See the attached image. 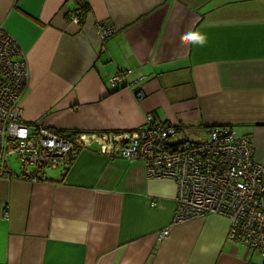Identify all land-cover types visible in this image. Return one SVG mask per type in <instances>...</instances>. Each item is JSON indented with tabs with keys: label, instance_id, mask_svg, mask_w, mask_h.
Returning a JSON list of instances; mask_svg holds the SVG:
<instances>
[{
	"label": "crops",
	"instance_id": "crops-1",
	"mask_svg": "<svg viewBox=\"0 0 264 264\" xmlns=\"http://www.w3.org/2000/svg\"><path fill=\"white\" fill-rule=\"evenodd\" d=\"M86 3L80 27L77 0H0V26L27 67L26 122L74 137L130 132L152 113L178 125L175 141L226 126L249 137L264 165V0ZM98 26L115 31L101 40ZM197 31L205 44L186 38ZM10 169L0 176V264H264L227 240L223 215L172 223L174 180L96 143L44 168V180Z\"/></svg>",
	"mask_w": 264,
	"mask_h": 264
},
{
	"label": "built area",
	"instance_id": "built-area-1",
	"mask_svg": "<svg viewBox=\"0 0 264 264\" xmlns=\"http://www.w3.org/2000/svg\"><path fill=\"white\" fill-rule=\"evenodd\" d=\"M83 2L85 0H77ZM78 22V17L73 16ZM113 28H101V40ZM27 67L17 41L0 26V176L10 175L9 159L19 163L21 176L44 180V168L68 165L92 143L101 152L140 160L152 178H171L176 185L172 223L220 214L228 218L226 238L257 252L264 263V165L255 160L249 137L226 126H213L199 140H174L177 124L145 116L130 132L77 133L66 136L42 120L26 122L19 105ZM124 72L109 78L115 87ZM7 215V212H4ZM161 229L158 239L168 236Z\"/></svg>",
	"mask_w": 264,
	"mask_h": 264
},
{
	"label": "trees",
	"instance_id": "trees-1",
	"mask_svg": "<svg viewBox=\"0 0 264 264\" xmlns=\"http://www.w3.org/2000/svg\"><path fill=\"white\" fill-rule=\"evenodd\" d=\"M89 10L90 9H89L88 4L86 3V0L83 2L78 1V7L75 10L74 14L78 17L77 23L79 24L80 27L83 26L84 21H85V17L88 14ZM58 132H60V131H58ZM60 133H62V132H60Z\"/></svg>",
	"mask_w": 264,
	"mask_h": 264
},
{
	"label": "clouds",
	"instance_id": "clouds-1",
	"mask_svg": "<svg viewBox=\"0 0 264 264\" xmlns=\"http://www.w3.org/2000/svg\"><path fill=\"white\" fill-rule=\"evenodd\" d=\"M186 38L194 43L203 45L206 43L207 37L200 32H189L186 34Z\"/></svg>",
	"mask_w": 264,
	"mask_h": 264
},
{
	"label": "rangeland",
	"instance_id": "rangeland-1",
	"mask_svg": "<svg viewBox=\"0 0 264 264\" xmlns=\"http://www.w3.org/2000/svg\"><path fill=\"white\" fill-rule=\"evenodd\" d=\"M9 165L14 171L19 170V163L17 162L15 158L12 157L9 159Z\"/></svg>",
	"mask_w": 264,
	"mask_h": 264
}]
</instances>
